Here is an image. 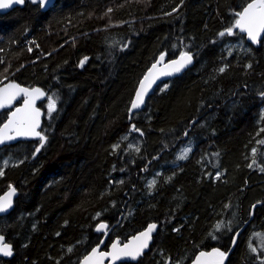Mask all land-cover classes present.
<instances>
[{
  "label": "trees",
  "instance_id": "trees-1",
  "mask_svg": "<svg viewBox=\"0 0 264 264\" xmlns=\"http://www.w3.org/2000/svg\"><path fill=\"white\" fill-rule=\"evenodd\" d=\"M249 1L55 0L41 11L25 0L0 15V82L42 89L47 138L39 152V139L0 148V194L18 191L0 217L14 252L0 264H77L102 239L95 226L118 220L104 248L157 224L148 251L123 264H188L226 251L256 202L226 264L264 261V37L253 47L235 28L219 35ZM182 52L193 65L130 116L149 66Z\"/></svg>",
  "mask_w": 264,
  "mask_h": 264
},
{
  "label": "snow or ice",
  "instance_id": "snow-or-ice-1",
  "mask_svg": "<svg viewBox=\"0 0 264 264\" xmlns=\"http://www.w3.org/2000/svg\"><path fill=\"white\" fill-rule=\"evenodd\" d=\"M50 0H31L32 4H38L40 8H45ZM13 3L15 4H24L25 0H0V9H7ZM111 11V10H109ZM235 22L232 27H229L225 32H221L219 35L224 36L225 34L231 36L233 35V28L239 29L240 32L246 33L248 39L253 43L258 42V38L264 33V0H250L242 11L235 12ZM31 51V49H29ZM192 55L186 52H182L178 60H173L165 67L169 68L170 71L161 73V75H171L174 72L178 73L184 68L187 64L192 62ZM87 57L84 60H81L80 65L83 66ZM164 60V55L161 54L160 59L152 65V68L149 69L148 73L144 78L139 82V87L136 90L135 98L131 101V106L128 109L129 113H132L133 110L141 107L145 103V95L148 93L149 89L152 87V84L155 83L156 77L153 75V71L157 66ZM220 72L224 71V68L219 69ZM167 88V85H164V89ZM23 94L25 96L24 107L17 108L14 112L9 114L8 120L0 126V143H4L8 140H13L18 136H34L39 137L40 147L36 148V152L40 151V148L44 146L46 141V136L42 135L37 131L39 127V116L40 112L38 109L33 107L35 100L43 97L45 93L39 88L27 89L21 88L15 83H8L4 87H0V108L5 107L11 104L18 95ZM264 96V93H261ZM48 99V111L49 114L56 109V101L52 96L47 97ZM24 112L25 115L22 117L18 115L19 113ZM131 118V117H130ZM264 118V114H262ZM132 131H139V129L133 128ZM264 131V130H262ZM261 143H264L262 141ZM115 147V146H114ZM256 150L253 149V152ZM36 153L34 152L33 155ZM184 158V157H179ZM8 162L4 161L6 165ZM251 167V165H249ZM0 175H3V171L0 170ZM15 194V189L9 185V192L5 196L0 197V213L6 212L11 207V196ZM99 215V214H97ZM217 230H219L220 225H217ZM107 225L101 224L97 227V231L106 230ZM156 229L155 224H149L147 229L141 232L138 236L132 238L128 244L123 245V247L118 246V242H114L112 245V251L110 253H99L101 257L104 255H109L113 260L120 259L121 257H130L132 260H136L143 254V250L148 248L149 241L151 240V234ZM231 230V229H229ZM215 239V237H213ZM233 244H235V237L232 238ZM255 251V249H252ZM71 251V250H69ZM98 252V248H94L92 253L85 257L83 264H90L93 256ZM13 254L12 247L10 244L4 242V237L0 236V255L2 256H11ZM205 255L215 256L218 259L215 264H223V259L227 255L226 252H221L218 249H214L212 253L205 254L201 253L200 257H197L195 264H200V258ZM264 264V261L261 262Z\"/></svg>",
  "mask_w": 264,
  "mask_h": 264
},
{
  "label": "water",
  "instance_id": "water-1",
  "mask_svg": "<svg viewBox=\"0 0 264 264\" xmlns=\"http://www.w3.org/2000/svg\"><path fill=\"white\" fill-rule=\"evenodd\" d=\"M28 1L31 2V0H28ZM54 2H55V0H50V2L48 3V5H47L45 8H40V10H41V11H46V10H48V9L54 4ZM249 2H250V1H249ZM249 2H248V3H249ZM24 4H25V3H24ZM24 4L21 5V4H15V3H13V4H12L9 8H7V9H0V15H3V14L8 13L9 11H11V10L14 9V8H22V7L24 6ZM246 5H247V4H246ZM246 5H245V6H246ZM245 6H244V7H245ZM242 9H243V8H242ZM242 9H241V11H242ZM235 29H236V28H235ZM236 30L238 31V33L244 35L246 42H247L248 44H250L251 46H253V47H258L259 44H260V42H261V40H262L263 37H264V33H262L261 36L258 38V42L255 43V44H253V43L248 39L246 33L240 32L239 29H236ZM186 53H189V52H186ZM189 54H191V53H189ZM163 55H164V60H163V61L157 66V68L153 71V75L156 77V79H155V83L152 84V87L149 89L148 93L145 95V103H146V100L148 99V97L154 92V90H155L160 84L165 83V82L169 81L170 79H172V78H174V77L180 75V74L183 73L185 70H187L189 67H191V66L193 65V63H194V58H192V62H191L190 64H187L184 68H182L180 72H178V73H175V72H174V73L171 74V75H161V73H164V72H168V71H170V69H169V68H166L165 66H166L167 64H169V63H170L171 61H173V60H178V59L180 58V55H181V54L177 55L176 57H174V58H172V59H166L164 53H163ZM160 56H161V55H160ZM160 56L156 59V61H155L154 63H152V64L149 66V68H148L147 71L145 72L144 76L148 73L149 69L152 68V65L155 64V63L160 59ZM192 57H193V56H192ZM144 76L141 78V80L144 78ZM141 80H140V81H141ZM140 81H139V82H140ZM8 83H15V84L19 85L21 88H27V89L39 88V89H41V88L38 87V86L30 87V88H29V87H25V86H23V85H20V84L16 83L14 80H12V79H10V78L5 79L4 81H2V82L0 83V87H4V86H5L6 84H8ZM138 87H139V83H138V85H137V87H136V89H135V92H134V95H133L132 100L135 98L136 90H137ZM41 90H42V89H41ZM44 99H45V95H44L43 97H40V98L36 99V100H35V103H34V105H33V107H34L35 109H38L39 112H40V116H39V127L37 128V131H38V132H40V128H41V125H42V119H43V115H44V111H43V109L40 107V103L43 102ZM24 100H25V96H24L23 94H20V95H18L14 100H12L11 104H9V105H7V106H5V107L0 108V112L3 111V110H10L9 113H8L7 119H6V120H5L0 126H2V125L8 120L9 114H10L11 112H14L17 108H21V109H22V108L24 107ZM18 102H20V103L17 104V105H15V104L18 103ZM145 103L142 104L140 108L133 110V112H132V113H129V115L131 116V115H133L135 112L141 111V110L144 108ZM130 106H131V104H130ZM129 108H130V107H129ZM18 115H20V116L23 117V116L25 115V113H24V112H21V113H19ZM37 139H39V137H34V136H18V137H16V138L13 139V140H8V141H5L4 143H0V148L3 147V146H5V145H12V144H15V143L18 142V141H31V140H37ZM12 188L15 189V194L11 196V207H10L6 212H4V213H0V217L5 216V215H8L9 213H11V211H12L13 208H14V202H15V199L17 198V196H18V191H17V189H16L13 185H12ZM8 192H9V187H8L3 193L0 194V197L5 196V194L8 193ZM260 204H261L260 202H256L255 204L252 205L251 210H250L249 219H248V220H247V221H246V222H245V223H244V224H243L238 230H236V232L234 233L233 237H235V241H236L235 244H233V242L231 241V244H230L229 248H228L226 251L220 249L219 247H211V248H209V249H207V250H206V249H204V250H200V251H198V252L195 254V256L193 257V259H192L188 264H195V262H196V260H197V257H200V254H201V253L209 254V253H212L214 249H218V250L221 251V252H226V253H227V255L225 256V258L223 259V264H226V262H227L229 256L231 255V253L233 252V250H234V248H235V245H236V243H237V240H238L239 235L244 231L245 226H246L247 223L251 220L252 215H253V210H254L257 206H259ZM118 223H119V220H118L116 223H114L113 225L109 226V224H108L107 222H104V221L99 222V223L95 226V231H96V233H98V234H102V235H103V236H102V239H101V241H100V243L97 244V245H95L94 247H92L90 250H88V252L85 253V254L79 259V261H78L77 264H83V261H84L85 257L89 256V255L92 253V250H93L94 248H98V252H97V254H96L95 256H93V258H92L90 264H123V263H136V262L139 260V258L142 257L143 254L146 253V252L148 251V249H149V247H150V245H151V243H152V240H153V235L156 233V230H157V224L154 223V222L149 223V224H155V225H156V229H155V230L152 232V234H151V240L149 241L148 248L144 249V250H143V254H142L140 257H138L136 260H132L130 257H121L120 259L113 260L112 257L109 256V255H104L103 257H101V256L99 255V253H110V252L112 251V245H113L114 242H118V246L122 248L123 245L128 244L129 241H131L133 237L138 236L141 232L145 231V230L147 229L148 225H149V224H147L142 230H140V231H138L137 233H135V234L129 236L126 240H124V241H122V242L120 241V238H118V237L114 238L111 242L108 243L107 247L104 248L105 243H106V240H107V238H108V236H109V233L113 230V228H114ZM101 224H105V225H107V229H106V230H102V231H97V227H98L99 225H101ZM0 236H3V235L0 234ZM3 237H4V236H3ZM233 237H232V238H233ZM4 242H5V243H8V242L5 241V237H4ZM8 244H9V243H8ZM10 245H11V244H10ZM11 247H12V245H11ZM12 252H13V249H12ZM13 254H14V252H13ZM13 254H12L11 256H2V255H0V259H3V260H10V259L13 257ZM217 259H218V258L215 257V256L205 255L204 257H201V258H200V264H215V262H216ZM3 264H5V263H3Z\"/></svg>",
  "mask_w": 264,
  "mask_h": 264
},
{
  "label": "rangeland",
  "instance_id": "rangeland-1",
  "mask_svg": "<svg viewBox=\"0 0 264 264\" xmlns=\"http://www.w3.org/2000/svg\"><path fill=\"white\" fill-rule=\"evenodd\" d=\"M6 79H8V78H6ZM4 80H5V78L2 79V81H4ZM2 81H1V82H2ZM1 82H0V83H1ZM162 85H163V84H161L160 87H161ZM47 108H48V106H47ZM186 153H187V147H185V148L182 149L181 154H180V157L184 156ZM178 156H179V155H178Z\"/></svg>",
  "mask_w": 264,
  "mask_h": 264
},
{
  "label": "bare ground",
  "instance_id": "bare-ground-1",
  "mask_svg": "<svg viewBox=\"0 0 264 264\" xmlns=\"http://www.w3.org/2000/svg\"><path fill=\"white\" fill-rule=\"evenodd\" d=\"M143 76H144V75H143ZM160 85H161V84H160ZM160 85H159V86H160ZM159 86H158V87H159ZM131 101H132V100H131ZM45 115H46V114H45ZM260 205H261V204H260ZM260 205H259V206H260ZM251 219H252V218H251ZM249 222H250V221H249ZM249 222H248V223H249ZM248 223H247V225H248ZM247 225H246V226H247ZM246 226H245V228H246ZM239 228H240V227H238V229H239ZM245 228H244V229H245ZM238 229H237V230H238ZM235 232H236V231H235Z\"/></svg>",
  "mask_w": 264,
  "mask_h": 264
},
{
  "label": "flooded vegetation",
  "instance_id": "flooded-vegetation-1",
  "mask_svg": "<svg viewBox=\"0 0 264 264\" xmlns=\"http://www.w3.org/2000/svg\"><path fill=\"white\" fill-rule=\"evenodd\" d=\"M10 110H8V113H9ZM8 116V115H7Z\"/></svg>",
  "mask_w": 264,
  "mask_h": 264
}]
</instances>
